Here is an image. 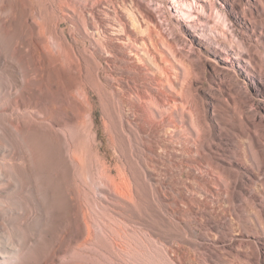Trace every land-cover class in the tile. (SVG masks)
<instances>
[{
	"label": "bare ground",
	"instance_id": "obj_1",
	"mask_svg": "<svg viewBox=\"0 0 264 264\" xmlns=\"http://www.w3.org/2000/svg\"><path fill=\"white\" fill-rule=\"evenodd\" d=\"M121 1L0 0L12 37V55L0 48V264L122 262L126 231L103 208L133 215L162 196L196 210L192 193L162 190L159 170L176 182L187 172L183 187L214 202L230 201L239 184L218 175L207 152L216 126L192 95L182 54L136 0L156 28L140 36L119 16ZM49 197L59 200L54 226Z\"/></svg>",
	"mask_w": 264,
	"mask_h": 264
},
{
	"label": "rangeland",
	"instance_id": "obj_2",
	"mask_svg": "<svg viewBox=\"0 0 264 264\" xmlns=\"http://www.w3.org/2000/svg\"><path fill=\"white\" fill-rule=\"evenodd\" d=\"M137 1L156 17L157 30L182 54L192 95L208 108L216 129L207 152L222 166L217 174L224 179L231 175L239 184H232L230 201L214 202L218 197L207 190L183 187L189 183L187 172L178 174L181 181L176 182L174 175L157 171L162 190L177 199L183 192L192 193L196 210L169 207L162 196L133 215L103 208L111 222L125 229V250L122 262L95 264H180L174 257L185 253L184 264H264V0ZM137 1H121L116 8L140 36H148L155 25ZM105 6L114 10L113 4ZM1 47L12 55V37L0 23ZM101 116L99 109V123ZM150 139L157 141L155 136ZM205 199L212 204L203 205ZM46 200L51 209L48 226H54L59 200ZM181 206L189 209L186 202Z\"/></svg>",
	"mask_w": 264,
	"mask_h": 264
}]
</instances>
